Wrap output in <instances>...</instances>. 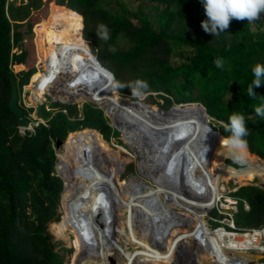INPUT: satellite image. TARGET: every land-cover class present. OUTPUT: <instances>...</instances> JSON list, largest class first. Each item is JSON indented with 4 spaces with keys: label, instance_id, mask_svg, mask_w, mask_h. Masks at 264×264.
Instances as JSON below:
<instances>
[{
    "label": "trees",
    "instance_id": "16d2710c",
    "mask_svg": "<svg viewBox=\"0 0 264 264\" xmlns=\"http://www.w3.org/2000/svg\"><path fill=\"white\" fill-rule=\"evenodd\" d=\"M134 3L138 7H130ZM148 3L157 6L155 19L144 10ZM53 4L50 24L43 30L49 57L42 75L37 73L33 34L29 36L20 24L42 0H0V264H68L73 249L57 250L48 230L49 222L61 218L63 179L56 172V140L85 128L96 129L107 141L121 134L93 101L82 107L42 103L39 115L48 123L39 121L23 132L9 107L11 78L20 100L22 89L34 77L32 100L39 102L47 93L62 102H84L89 101L86 95L100 99L119 92L98 70L103 67L113 73L122 92L130 93L126 88L130 82L146 81L148 97L163 99L164 109L202 103L223 138L230 133L221 122L241 114L249 130L245 137L249 150L245 163L234 162L231 177L249 175L264 181V117L255 113V107L264 104V84L254 89L255 98L247 94L254 80L252 68L264 64V13L252 23L232 19L214 36L201 27L207 17L200 0H53ZM101 24L109 30L107 40L97 36ZM16 48L22 53L14 52ZM217 58L223 59L222 68L214 64ZM15 65L23 69L18 74ZM119 98L110 112L116 118L129 105L128 99ZM222 150L227 151L223 146ZM231 195L239 199L234 213L238 227L264 224V183L236 185ZM212 216H219L218 211Z\"/></svg>",
    "mask_w": 264,
    "mask_h": 264
},
{
    "label": "bare ground",
    "instance_id": "6f19581e",
    "mask_svg": "<svg viewBox=\"0 0 264 264\" xmlns=\"http://www.w3.org/2000/svg\"><path fill=\"white\" fill-rule=\"evenodd\" d=\"M147 109L148 106L141 113L129 104L124 112H132L134 118L144 117L149 114ZM156 110L153 107V111ZM181 110L183 112H176L188 115L185 119L188 121L178 120L167 129L181 131L186 154L192 156L194 162L186 165V169L177 162L174 178H169L163 170H153L148 163L143 164L141 175L153 180L156 186L136 176L118 182L116 177L123 172L126 160L121 159L99 131L85 128L70 133L65 140L58 168L66 184L65 212L60 221L51 223V228L55 236L67 242H71L70 232L77 234L73 264H107L113 254L116 264H146L148 261L182 264L179 258L184 251L191 253L184 264H193L196 250L200 251V264L201 261L204 264H258L251 263L247 256V241H237L222 226L209 228L208 219L203 217L216 203H212L213 189L224 181L218 169V158L223 155L220 152L223 137L209 132L204 139L205 110L195 104L185 105ZM198 143H207L209 153L199 156ZM130 144L136 157L142 154L140 146ZM227 155L229 152L223 156L229 160ZM172 158L180 160L176 156ZM162 194L169 201L173 199L174 204L177 200L186 210L177 211L171 204L159 201ZM110 199L112 212H108ZM126 207L129 213L124 217L122 211ZM121 220L129 226L128 239L142 247L131 255L119 242L121 231L117 228Z\"/></svg>",
    "mask_w": 264,
    "mask_h": 264
},
{
    "label": "rangeland",
    "instance_id": "374dc122",
    "mask_svg": "<svg viewBox=\"0 0 264 264\" xmlns=\"http://www.w3.org/2000/svg\"><path fill=\"white\" fill-rule=\"evenodd\" d=\"M112 1H117V0H112ZM26 3L27 2H25L24 4H26ZM20 6H21L20 2H18L16 4V7H20ZM131 6L138 7V3H134V4L130 5V7ZM54 8H55V4H53V0H42V5L40 7L33 8V9L31 8L29 10V12H27L28 13L27 17L25 19H23L22 21H20V24H22L24 26V28H23L24 31L28 32L29 36H31L33 34V45H35V51H36V67L38 70L37 73H41L42 75L47 73L48 65H47L46 60L49 57V52L47 50L48 48H47L46 43H45V33L43 32V30H45L47 28V26L50 24V19H51L50 17L52 16L51 12L54 10ZM46 9H48L47 16H45ZM156 9H157V6L154 3H148V4L144 5L145 12L147 14H149V16L153 19H155ZM12 23H14V22H12ZM30 23L33 24L32 29L30 28ZM41 28H43V29L41 30ZM28 41H29L28 39L25 40L26 43H28ZM123 45L128 47V44H123ZM14 52H17V54H20V53H22V49L16 48L14 50ZM22 65L24 67L23 69H25L27 67L25 64H22ZM16 66L17 65L13 66V71L15 74H18L23 69H17ZM101 69L102 68H99L98 70H101ZM130 84H131V82L128 83V85H130ZM128 85H126V88L129 89ZM35 86H36V82H35V78L33 77V78H31L29 85L24 87L22 89V92H21V102L20 103H21V105H23L27 109V115L29 116V118L31 120V126L30 127H20L23 132L27 129H33L34 126L37 125L39 121H41V122L44 121L45 123H48V120H44L39 115V105H41L42 103H46L47 105H50V103H52V102L63 103L59 100H54L53 97L47 93L42 95V99H40L39 102L32 100L31 99L32 98V92H33V89L35 88ZM118 91H119L118 93H114L111 96H106V97L100 98V99L95 98L93 96H87L86 95V99L89 101H84V102H88V103L95 102L97 104H95V103H93V104L101 105L104 109H107V111H109L108 115L107 114L106 115L111 117L110 112L112 111V107L114 106L115 102H117V99L119 97H123V98H126L128 100H135V98L131 95L130 89H129L130 93L122 92L121 90H119V88H118ZM149 94H151V93H147L145 98L141 101H143L147 105L155 107V108L162 107V105L164 104V100L161 98H156V99L149 98L148 97ZM153 94H155V93H153ZM91 101H93V102H91ZM72 104H78L79 107H82V102H75ZM29 110H31V111H29ZM207 118H208L210 124L212 121H216L214 118L210 117L209 114L207 115ZM68 136H67V138H68ZM67 138L65 140H67ZM119 140H121V142ZM58 141H60V139L56 140V152H57V158H58L57 162H58V168H59L60 163H61V159L59 157V154L64 152L65 148H64V143H62L58 146V144H57ZM108 142L110 143L111 147L114 150L119 152L121 159L126 160L123 172L120 173L119 175H117V177H116V180L118 182H120V181L122 182L123 179H129L130 177H133L135 175H139L140 178L143 179L144 181H146L147 183H149V185L156 186V183L153 180L141 175V173L139 172V169H138L137 157L135 156L134 151L125 143L124 138L121 136V134L118 137H113L111 139V141H108ZM220 150H221L220 152L223 155L228 153V151L222 150V145L220 146ZM251 154L256 155L253 153H251ZM223 155L219 156V158H218V169H219L220 176L224 179V181L219 182V184L215 187V189H213L212 203L214 201H217V195L219 193L220 187L225 186V188L229 192V191L233 190L236 187V185L247 184V183L251 182L252 180H256V184H258V185L264 183V181H262L259 177H256V176L251 177V176L247 175V176H244L242 178H232L231 177L232 172L236 171L234 161L230 158V153H229V155H227V157L229 156L228 159L230 160V162H227V159H225V156H223ZM256 156H258V155H256ZM262 159H264V158H262ZM120 177H121V179H120ZM250 178H252V179H250ZM63 199H64V196H63V194H61L60 203H59V207H58V212L59 211L61 212L60 213L61 219H62L64 212H65ZM158 200L161 202H164V203L171 204L173 206V208L176 209L177 211H185L186 210V207H184L182 204H180L177 200H176V204H174V202H171V201H173V199L171 201H169V198L167 199L166 195H164V194L159 195ZM212 203L210 205H212ZM112 204H113L112 199H110L108 212L113 209ZM227 209H228V207H225V209H223V210L221 209V210L223 213H226ZM128 210H129V208L126 207L122 211V215L124 217H126L128 215V213H129ZM213 210H215V208H212L208 212V214H207V210H206L204 212L203 217L206 220L208 219L207 224L209 225V228L210 227L218 228L219 225L214 226L213 222H212V221H214L212 219V211ZM51 223L52 222L48 223V230L53 235L54 241H56V243H57L56 249L60 250V248L62 246H65L67 248H72L73 252L71 254H69V256L67 257V262H68V264H73L72 262L74 260V253H75L76 245H77L76 241L78 239L77 234L70 232L69 234H70L71 242H67V240L55 236V234L53 233L52 228H51ZM223 225H225V224L224 223L221 224L220 227ZM117 230L119 232L121 231L120 237H119V242L121 243L122 246H124V248L129 249L128 254L131 255L136 250L142 249V247L140 245H133V243H132L133 241L128 239V236L131 235V233L129 231V226L127 225V222H125L124 220L123 221L121 220L120 225L117 228ZM122 232H123V234H122ZM181 233L184 234L182 231H181ZM187 239H188V237H187ZM191 244H192V242H191ZM191 244H190V247L192 248L193 245H191ZM189 251L191 252L192 250H189ZM190 254L191 253H189L187 251H184V253L180 252V258H179L180 263L184 264V262H186L187 258L190 257ZM195 255H196L195 257H197V258H196V260L194 258L195 262L193 264H200L199 258H198V256L200 255V251L196 250ZM113 256H114V254H113ZM113 256L112 257L110 256V259L107 260V264H116L117 261H115ZM146 264H156V263L154 261H148ZM159 264H172V262L168 263V262L163 261V262H160ZM201 264H204V263H202V261H201Z\"/></svg>",
    "mask_w": 264,
    "mask_h": 264
},
{
    "label": "water",
    "instance_id": "95a60500",
    "mask_svg": "<svg viewBox=\"0 0 264 264\" xmlns=\"http://www.w3.org/2000/svg\"><path fill=\"white\" fill-rule=\"evenodd\" d=\"M102 71L108 75L113 84V77L114 81L117 82L113 73L103 67H101ZM11 96L9 101V107L13 113L16 114L18 118L19 126L21 127H29L31 125L30 119L25 114V109L19 104V91L16 84L15 79L11 78ZM115 88V87H114ZM62 102V101H61ZM63 103H75V102H63ZM128 104H131L135 109H138L141 113H144L143 109L145 107H149L147 109V113L143 115L144 117L138 116L134 118V115L131 116L132 112H122L120 111L117 115V118L111 114L110 120L111 124L121 133V136L124 138L125 143L135 151L134 147L130 144L131 142L140 146L143 150L142 154L137 155L138 160V169L139 172L142 173V165L148 163L152 169L156 170H163L164 173L168 175L169 178H174L177 176V162L181 165L184 164V169L190 164H193L192 156L186 154L183 140L180 137L182 134L181 131H172L168 130L167 128L172 124L176 123L178 120L188 121L185 120L188 115L178 114L176 111L183 112L181 108L185 105H193L195 104L197 108L206 112L204 118V122L207 127H212L208 118H207V111L203 104L201 103H181V104H174L170 109H163L162 107H158L156 112L153 111V107L147 105L143 101L136 99V100H128ZM84 103H82V106ZM99 107L103 108L101 105ZM105 113L108 115L109 111L104 109ZM187 111V110H186ZM132 113V114H130ZM147 117V119L145 118ZM213 128V127H212ZM93 129V128H90ZM96 130V129H95ZM212 134H220L219 131L212 129ZM221 135V134H220ZM219 137V136H218ZM131 140V142L129 141ZM65 140L58 141V146L64 143ZM108 142V141H107ZM199 149L198 152L199 156H203L208 154L210 150L206 152L204 148H206L207 143H198ZM172 156H176V159H180L179 161L173 160ZM230 162V160H227ZM187 165V166H186ZM56 172L57 174L63 179V192L65 189V179L62 176L61 172L58 169V162L56 164ZM189 173V172H188ZM62 192V194H63ZM213 208L210 207L208 211ZM59 213H61L59 211ZM250 259L251 263H258L259 260L262 258L260 254H250L247 255Z\"/></svg>",
    "mask_w": 264,
    "mask_h": 264
},
{
    "label": "clouds",
    "instance_id": "9594fccd",
    "mask_svg": "<svg viewBox=\"0 0 264 264\" xmlns=\"http://www.w3.org/2000/svg\"><path fill=\"white\" fill-rule=\"evenodd\" d=\"M200 2L207 17V20L201 22V27L206 33H211L214 36L219 35L221 32L225 31L229 27V24L232 19L247 20L248 23H252L255 20L259 19L260 15L264 13V0H200ZM97 36L100 39H109V30L107 26L103 24L99 25L97 29ZM214 64L216 65V67L222 68L223 59H215ZM252 73L254 76V80L252 81V84L249 85L247 94L249 97L255 98L257 94L255 93L254 89L264 84V64H255L252 68ZM113 87H121L118 82L114 81V77ZM128 87L131 91V95L134 98L143 100L149 89V84L144 80L137 79L130 85H128ZM20 102L21 100L19 99V104L21 105ZM21 106L25 109V114L29 118V116L27 115V109L23 105ZM255 113L260 117H264V104L255 107ZM221 123L224 130L230 133L229 136L221 139V145L227 149V151L230 153V158L235 163H245L248 149V142L245 137L249 135V130L245 124V118L241 114L233 113L229 117L228 122L226 124H224L223 122ZM212 127H205L204 139H206L207 134L212 131ZM205 150L207 152L208 148L206 147Z\"/></svg>",
    "mask_w": 264,
    "mask_h": 264
},
{
    "label": "built area",
    "instance_id": "2783aa9c",
    "mask_svg": "<svg viewBox=\"0 0 264 264\" xmlns=\"http://www.w3.org/2000/svg\"><path fill=\"white\" fill-rule=\"evenodd\" d=\"M235 189L236 187L228 192L225 186L220 187V194L215 205H213V208L218 211L219 216H212V219L220 222V225L224 223L225 225L222 227L231 232L237 241H247L248 247L245 249L247 253L260 254L262 258L259 260L258 264H264V224L252 228H240L236 225L234 213L238 210L237 204L239 199L231 195V192ZM244 204L246 209L250 208L246 200H244ZM225 207H228V209L226 213H223L222 210L225 209ZM220 225L218 227H220Z\"/></svg>",
    "mask_w": 264,
    "mask_h": 264
}]
</instances>
